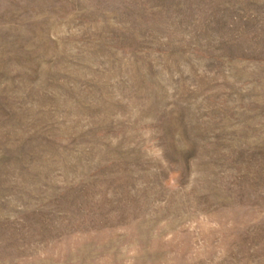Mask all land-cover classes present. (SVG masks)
<instances>
[{"label": "rangeland", "instance_id": "rangeland-1", "mask_svg": "<svg viewBox=\"0 0 264 264\" xmlns=\"http://www.w3.org/2000/svg\"><path fill=\"white\" fill-rule=\"evenodd\" d=\"M0 264H264V0H0Z\"/></svg>", "mask_w": 264, "mask_h": 264}]
</instances>
